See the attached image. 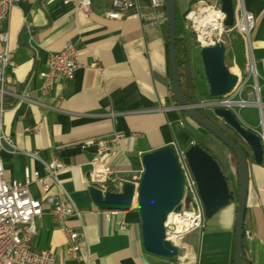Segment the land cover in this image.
Segmentation results:
<instances>
[{
	"label": "crops",
	"instance_id": "crops-1",
	"mask_svg": "<svg viewBox=\"0 0 264 264\" xmlns=\"http://www.w3.org/2000/svg\"><path fill=\"white\" fill-rule=\"evenodd\" d=\"M90 1L86 16L77 8L78 0H23L11 11L7 24L8 45L15 63L10 72V90L26 100L15 101L10 96L4 99L0 124L19 150L1 154L5 179L22 181L25 169L43 174V163L57 158L66 168L59 173L58 183H51L50 193L68 197L81 212L79 217L59 222L44 206L32 250L53 254L58 264H232L234 202L207 219L202 229L183 238L187 260L164 259L143 250L139 214L134 208L127 212L101 211L90 199L91 162L94 158L103 162L105 155H97L90 146L84 147L89 151L83 149L79 155L60 157L65 149L120 134L122 139L108 162L116 181H131L133 175H141L145 153L173 143L174 135L184 139L180 121L195 130L175 109L171 98L166 17L163 22H149L141 16L151 12L150 0H131L135 4L133 11L120 20H110L106 17L109 0ZM199 1L221 4V0H176V11L184 15ZM244 1L256 17L253 51L264 83V0ZM66 43L74 44L78 51L79 67L74 78L56 83L49 95H42L39 73L46 69L47 56L61 51ZM1 49L0 45V52ZM229 50L231 61L226 65L231 71L235 68L237 74L242 56L235 35L230 38ZM92 62L103 67L104 72L89 69ZM261 99L264 102L262 96ZM30 127L36 130L26 132L25 128ZM220 144L213 143V149L235 185L236 165ZM23 153H37L38 158ZM248 165L242 260L264 264V157L261 164L249 158ZM30 192L35 198L42 197L37 184L31 185ZM104 215L118 216L106 220ZM120 223L125 224V230H119ZM64 227L79 233L78 259L66 255Z\"/></svg>",
	"mask_w": 264,
	"mask_h": 264
},
{
	"label": "built area",
	"instance_id": "built-area-1",
	"mask_svg": "<svg viewBox=\"0 0 264 264\" xmlns=\"http://www.w3.org/2000/svg\"><path fill=\"white\" fill-rule=\"evenodd\" d=\"M23 0H0V120L4 113V99L10 96L15 101L26 100L18 92L11 89L10 72L15 67L13 55L9 49V34L7 24L11 11L22 3ZM234 9V22L232 27L224 26L225 15L221 12L220 5H213L204 1L194 3L185 13L184 20L195 33L196 41L200 47L215 46L222 41L230 46V40L225 36L236 33L241 40L243 63L237 73V84L233 92L217 100H207L200 103H212L229 109L240 121L239 111L236 108L255 107L259 113L261 130L251 129L256 132L264 143V102L261 99L260 75L253 51L252 33L255 28L256 17L247 10L244 0H232ZM91 1L78 0L77 8L84 15L90 13ZM151 12L141 16L149 22H163L165 20L164 0H150ZM135 9L131 0H109V9L106 17L110 20H120L130 11ZM79 67L78 51L74 44L66 43L61 51L50 53L46 60V69L39 73L42 81L40 91L42 95H49L54 85L61 81H70L74 78ZM102 74L104 68L92 62L88 66ZM245 95V97H243ZM208 109V108H201ZM211 111V109H210ZM183 122H179L183 127ZM36 127L25 128L26 132L35 131ZM122 135L91 141L84 147L96 146L97 155H105V160L100 162L94 158L91 162V171L88 177L90 186L102 191H119L123 182L113 178L114 171L109 166V160L119 145ZM193 143H191L192 145ZM17 153L19 150L13 145L11 139L3 132L0 124V264H58L55 256L46 251L32 250L31 242L37 233V221L43 214L44 206L48 208L51 216L59 222L70 217H79L81 212L76 209L72 201L60 198L50 193L51 183H58V175L65 170V164L54 158L44 162V173L25 169L23 180H7L4 175V165L1 154ZM182 172L186 181L185 191L191 193V205H184L180 212L171 213L166 220V236L173 243L182 246L183 238L204 227L205 218L203 207L197 192V187L184 158L185 150L180 149ZM25 156L37 159V153H23ZM140 180L138 174L132 176L131 181ZM32 184H37L42 192L40 199L35 198L31 192ZM118 215H104L110 220ZM124 223L119 224V230H125ZM62 232L66 238V255L78 259L79 233L71 228L64 227Z\"/></svg>",
	"mask_w": 264,
	"mask_h": 264
},
{
	"label": "water",
	"instance_id": "water-1",
	"mask_svg": "<svg viewBox=\"0 0 264 264\" xmlns=\"http://www.w3.org/2000/svg\"><path fill=\"white\" fill-rule=\"evenodd\" d=\"M220 9L225 15L224 26L232 27L234 22L232 0H221ZM164 11L170 90L175 109L224 145L236 160L238 189L234 264H245L242 260V251L245 235L243 223L249 185L248 159L241 147L221 129L219 124L206 119L198 109H211L217 122L227 126L249 149L256 164H261L263 161L264 143L256 132L243 125L229 109L212 103L191 104L187 101L179 86L176 62V0H164ZM228 49L229 45L222 41L215 46L199 48L202 70L212 100L228 95L237 84V75L233 74L225 63ZM83 149L89 151V148L82 147L65 149L61 151L60 157L79 155ZM91 151L97 152L96 146H92ZM180 153L177 142L173 140V143L142 156L143 171L137 185L123 182L117 192L102 191L94 186L88 189L90 199L101 211L127 212L134 208L139 214L143 250L150 255L169 260H187L186 249L167 238L165 227L167 217L171 213L180 212L184 202L190 200L185 191L186 181L181 168L183 160H180ZM184 158L196 183L204 218L210 219L231 202L227 179L215 159L198 144H192L186 149Z\"/></svg>",
	"mask_w": 264,
	"mask_h": 264
},
{
	"label": "trees",
	"instance_id": "trees-1",
	"mask_svg": "<svg viewBox=\"0 0 264 264\" xmlns=\"http://www.w3.org/2000/svg\"><path fill=\"white\" fill-rule=\"evenodd\" d=\"M165 33L167 40V25L165 23ZM195 33L190 29L188 23L184 20V16L180 15L177 11L176 14V40H175V52H176V62L179 75V86L180 89L191 104L200 103L204 100H210L209 89L206 84L204 76L198 77L197 74H192L191 69L194 66L193 60L191 58V53L193 50L192 45L195 43ZM167 47V42H166ZM194 61H199V57ZM169 71V67H168ZM173 99V97L171 96ZM204 109H198L199 113L206 119L210 120L203 112ZM205 111V110H204ZM211 121V120H210ZM193 125L197 126L195 123L190 121ZM229 136L235 143H237L243 153L247 156V159L252 158L249 149L241 142V140L235 135ZM176 142L180 147H185L188 145L189 141L192 139V135L187 131L185 132L184 139H180L174 135ZM199 145V144H198ZM108 190L113 191V189L108 188ZM232 199V198H231ZM232 264H234V258L232 259ZM245 263V262H244ZM249 264V263H245Z\"/></svg>",
	"mask_w": 264,
	"mask_h": 264
},
{
	"label": "rangeland",
	"instance_id": "rangeland-1",
	"mask_svg": "<svg viewBox=\"0 0 264 264\" xmlns=\"http://www.w3.org/2000/svg\"><path fill=\"white\" fill-rule=\"evenodd\" d=\"M235 35V38H239V43H240V49H241V56H242V61H239L238 63H243V54H242V46H241V40L240 37L236 34V33H232L229 36H225L224 39L225 40H230V38L232 36ZM193 50L191 53V58L193 60V67L191 69V73L192 74H197L198 77L204 76L203 74V70H202V65H201V61H194V59L196 60L198 57L200 59L199 56V44L196 41V37H195V43L192 45ZM241 60V59H240ZM231 61V52L228 49L225 55V63H230ZM242 65V64H241ZM233 71L231 72H235V68H232ZM241 70V69H240ZM261 77V75H260ZM260 86H261V90H262V94L261 96L264 99V83L260 80ZM243 97H245V95H243ZM203 102V101H202ZM236 110L239 111V117L240 120L247 123L248 125L255 127L256 130H261V127L259 125V113L257 108L255 107H244L242 109L236 108ZM204 114L206 116H208V118L215 124H219V126L221 127V129L228 135V136H233L232 134H234L227 126L221 124L220 122H217L215 116L211 113L210 109H205V111L203 110ZM195 130H189L187 128V126H185L183 124V127H181L185 132H189L192 135V139L189 141L188 145L183 147L181 150H186L191 146V143L193 144H199V146H201V148H203L209 155H211L215 161L217 162V164L220 166V169L222 171V173L225 175L228 185H229V189L231 191V202H234L236 204V199H237V183L235 185L232 184L231 181H233L231 179V175L228 173L227 171V167L224 164L223 160L220 158L219 154L217 152H215V150L213 149V143H219L220 142L218 140H216L212 135H210L208 132H206L204 129H202L201 127H199L198 125L195 126ZM222 145V144H220ZM224 146V145H223ZM225 147V146H224ZM225 149H227L225 147ZM227 153L230 154V158H231V162L233 164L236 165V160L233 156V154L227 149ZM236 169H237V165H236ZM142 174V173H141ZM141 177V175H140ZM238 180V174H237V170H236V174H235V180L236 182ZM132 183V182H131ZM134 184V183H133ZM206 221V220H205Z\"/></svg>",
	"mask_w": 264,
	"mask_h": 264
},
{
	"label": "bare ground",
	"instance_id": "bare-ground-1",
	"mask_svg": "<svg viewBox=\"0 0 264 264\" xmlns=\"http://www.w3.org/2000/svg\"><path fill=\"white\" fill-rule=\"evenodd\" d=\"M228 68H229V67H228ZM229 69H230V68H229ZM230 70H231V69H230ZM232 71H233V70H232ZM236 72H237V71H236ZM232 73H233V72H232ZM233 74H235V72H234ZM235 75H237V74H235ZM231 92H233V90H232ZM187 171H189L188 167H187ZM139 178H141V177L139 176ZM132 183H134L135 185H137V184L139 183V180H134V181H132ZM186 193L189 195L190 200L184 202V205H191V193H189V191H186ZM114 212H118V211H114Z\"/></svg>",
	"mask_w": 264,
	"mask_h": 264
}]
</instances>
